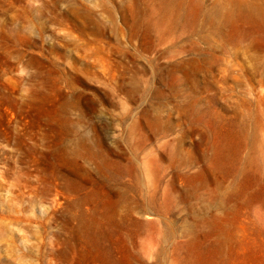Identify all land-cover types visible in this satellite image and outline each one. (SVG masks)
Listing matches in <instances>:
<instances>
[{
    "label": "rangeland",
    "instance_id": "rangeland-1",
    "mask_svg": "<svg viewBox=\"0 0 264 264\" xmlns=\"http://www.w3.org/2000/svg\"><path fill=\"white\" fill-rule=\"evenodd\" d=\"M0 264H264V0H0Z\"/></svg>",
    "mask_w": 264,
    "mask_h": 264
}]
</instances>
